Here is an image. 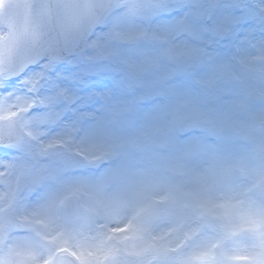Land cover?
<instances>
[{"label": "rangeland", "instance_id": "374dc122", "mask_svg": "<svg viewBox=\"0 0 264 264\" xmlns=\"http://www.w3.org/2000/svg\"><path fill=\"white\" fill-rule=\"evenodd\" d=\"M235 2L120 0L123 10L112 11L65 63L43 60L15 84L0 70V119L16 117L24 129L20 145L0 147V264H53L66 252L79 264H105L118 254L128 264H212L213 242L227 258L264 264V164L246 155L260 134L253 121H264V0H243L256 27L241 43L225 38L239 31L238 17L226 11ZM214 18L223 32L207 46L203 30ZM7 35L0 24V40ZM161 45L172 57L164 70ZM61 65L110 80L108 99L64 119L67 107L59 105L73 89L60 84L72 79L64 71L51 75ZM128 79L143 88L114 102ZM160 86L200 90L204 102L176 132L191 134L177 139L183 155L162 172L128 175L125 155L147 142L133 131L137 112L150 108ZM250 91L260 96L255 105ZM100 102L113 105L107 133L81 136ZM68 198L77 203L73 223L62 211Z\"/></svg>", "mask_w": 264, "mask_h": 264}, {"label": "clouds", "instance_id": "9594fccd", "mask_svg": "<svg viewBox=\"0 0 264 264\" xmlns=\"http://www.w3.org/2000/svg\"><path fill=\"white\" fill-rule=\"evenodd\" d=\"M122 10L123 6L115 3L98 9L102 13ZM103 46L105 45L101 43L100 47ZM166 47L167 45H161L158 60L160 70L168 68L172 63V57L163 51ZM142 88L143 84L138 80H124L114 90L113 101L118 102L123 97L136 95ZM204 95L200 90L169 89L164 86L156 89V98L150 108L141 107L136 115L137 125L133 131L143 135L147 142L135 155H125L124 166L128 175H133L144 168L162 172L179 155L184 154L177 139H188L191 134L185 133L177 137L176 132L182 125L189 124L191 112L204 102ZM112 106V103L100 102L94 115L82 123L81 136L98 138L105 135L108 131L106 126ZM257 143L259 150L256 147ZM247 144L246 155L249 162L264 164V125L261 126L258 139L248 141ZM108 167L110 165L105 164L97 170L98 174Z\"/></svg>", "mask_w": 264, "mask_h": 264}, {"label": "snow or ice", "instance_id": "6c2138e0", "mask_svg": "<svg viewBox=\"0 0 264 264\" xmlns=\"http://www.w3.org/2000/svg\"><path fill=\"white\" fill-rule=\"evenodd\" d=\"M226 11L238 17L239 31L232 29L225 38L235 43L244 42L248 38L249 30L256 27L255 22L249 18L248 6L243 0H236ZM193 25L195 26V22H193ZM260 27L264 29V21L260 22ZM203 31L204 35L202 37V42L207 46H211L215 42L217 36L221 35L223 32V30L216 25L215 18L212 25L205 27ZM35 67H38V65L29 69V71H34ZM60 71H64L66 76L72 77L71 80H60L61 85H68L70 89H73L72 96L69 100L59 105L61 108L67 107V113L64 116L66 120L73 118L78 112L87 114V112L94 107L95 103L99 102L98 98L108 99L107 93L113 88V83L110 80L98 78L83 72H77L75 66H67V68H65V66L61 65L56 71L52 72L51 75L55 76L57 72ZM23 75L26 76L27 73ZM18 79L20 78L13 79L10 83L15 84L18 82Z\"/></svg>", "mask_w": 264, "mask_h": 264}, {"label": "water", "instance_id": "95a60500", "mask_svg": "<svg viewBox=\"0 0 264 264\" xmlns=\"http://www.w3.org/2000/svg\"><path fill=\"white\" fill-rule=\"evenodd\" d=\"M49 2H64L66 0H47ZM18 4H19V10L20 11H26L27 9V6H28V0H17ZM49 2H46L47 5H49L50 3ZM74 0H71V3H73ZM105 2V1H103ZM7 5V4H6ZM6 5L4 6V9L6 10L7 12V7ZM6 7V8H5ZM4 22L6 24H8L11 28V21H10V18L6 16V19L4 20ZM12 30V29H11ZM25 31H27V26L25 27L24 29ZM31 55H26L27 58L29 59H20L18 62H17V68L14 69V74H17L19 73L21 70H23L28 64H30L31 62L34 61L33 58H30ZM4 62V61H3ZM5 63V67L8 69L10 68V66L6 63ZM254 97V99L256 98L254 95H252ZM5 122H1L0 123V126L1 124H4ZM16 123V127H15V132L12 136V139H10V141L8 143H20L21 142V131H20V127H19V123L18 122H15ZM66 212H67V215H68V218L70 220H75L76 219V213H75V205L73 203V201H70L66 207ZM56 264H76L73 260H71L70 258H68L67 256H62ZM109 264H126V262L124 261V259L122 257H117L115 259H113ZM225 264H230V263H226Z\"/></svg>", "mask_w": 264, "mask_h": 264}]
</instances>
